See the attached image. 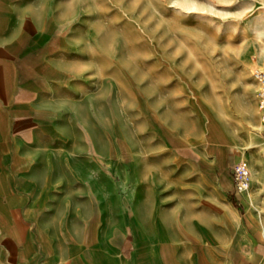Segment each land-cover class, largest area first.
Here are the masks:
<instances>
[{
	"label": "crops",
	"instance_id": "1",
	"mask_svg": "<svg viewBox=\"0 0 264 264\" xmlns=\"http://www.w3.org/2000/svg\"><path fill=\"white\" fill-rule=\"evenodd\" d=\"M33 2L0 0V264H264V141L247 155V190L227 162L202 167V147L185 138L152 154L170 164L136 162L129 184L111 183L78 117L77 80ZM64 124L83 129L81 143Z\"/></svg>",
	"mask_w": 264,
	"mask_h": 264
},
{
	"label": "rangeland",
	"instance_id": "2",
	"mask_svg": "<svg viewBox=\"0 0 264 264\" xmlns=\"http://www.w3.org/2000/svg\"><path fill=\"white\" fill-rule=\"evenodd\" d=\"M33 7L45 12L50 51L62 52L77 80L78 117L89 118L83 128L105 153L111 183L129 184L136 162L142 171L170 164L152 154L185 138L202 147V167L214 159L219 171L225 161L233 173L249 162L250 185L247 155L264 141L254 75L264 60V0H37ZM63 132L81 143L80 126L64 124ZM83 228L80 217L74 229Z\"/></svg>",
	"mask_w": 264,
	"mask_h": 264
},
{
	"label": "built area",
	"instance_id": "3",
	"mask_svg": "<svg viewBox=\"0 0 264 264\" xmlns=\"http://www.w3.org/2000/svg\"><path fill=\"white\" fill-rule=\"evenodd\" d=\"M254 75L259 83L257 96L259 100L258 102H259V110H260L261 118L264 121V60L256 68ZM250 174H251V167L249 162L247 161L238 162L233 167L232 178L238 190L243 191L248 188L250 181Z\"/></svg>",
	"mask_w": 264,
	"mask_h": 264
},
{
	"label": "bare ground",
	"instance_id": "4",
	"mask_svg": "<svg viewBox=\"0 0 264 264\" xmlns=\"http://www.w3.org/2000/svg\"><path fill=\"white\" fill-rule=\"evenodd\" d=\"M247 56H248V55H247ZM247 56H246V58H245V62H248V58H247ZM251 57L254 58L255 60H256V58H257V56H256L255 53L252 54Z\"/></svg>",
	"mask_w": 264,
	"mask_h": 264
}]
</instances>
